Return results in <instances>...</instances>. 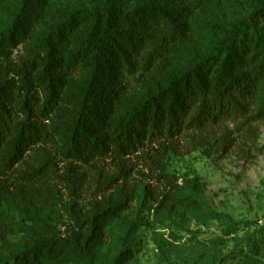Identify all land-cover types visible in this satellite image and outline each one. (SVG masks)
Masks as SVG:
<instances>
[{
	"label": "rangeland",
	"instance_id": "374dc122",
	"mask_svg": "<svg viewBox=\"0 0 264 264\" xmlns=\"http://www.w3.org/2000/svg\"><path fill=\"white\" fill-rule=\"evenodd\" d=\"M18 1L0 0V28L10 22ZM263 4L33 0L23 33L0 48V85L16 89L24 78L43 98L33 75L43 66L49 72L60 68L51 73L59 85L45 119L53 138L41 144L36 158L49 176L28 185L13 174L11 184L0 187V264L28 245V233L45 232L70 239L85 232L84 250L92 256L84 264H112L119 254L121 264H236L249 240H260L264 230V113L259 112L264 77L253 70L250 55L236 70L246 88L237 93L232 114L205 127L188 126L192 109L180 132L147 138L142 149L123 158L124 165L109 153L88 161L61 155L71 121L62 112L82 100L93 54L101 60L96 110L112 121L163 91L215 45H222L224 54L226 30L248 21V32L264 33L263 18H250ZM105 19L109 28L102 25ZM79 48L88 54L75 58ZM153 158L174 177L176 190L156 178ZM112 207L117 212L101 220L103 210ZM93 220L100 222L91 234Z\"/></svg>",
	"mask_w": 264,
	"mask_h": 264
},
{
	"label": "trees",
	"instance_id": "16d2710c",
	"mask_svg": "<svg viewBox=\"0 0 264 264\" xmlns=\"http://www.w3.org/2000/svg\"><path fill=\"white\" fill-rule=\"evenodd\" d=\"M32 1H18L12 19L0 28V48L12 46L23 33L29 23L28 11ZM253 17L264 20V4L254 8L250 15V18ZM247 23L248 21H243L233 30H224L223 44L227 46L224 54L222 45H215L205 56L193 61L183 74L173 78L163 91L134 103L112 121L104 119L96 110L94 93L98 89L96 80L101 60L99 54H93L89 60L90 75L82 100L74 103L72 111L66 109L62 112L68 113L71 121L66 122L68 133L64 146L60 149L61 155L88 161L97 155L109 153L120 161L128 158L138 148L142 149L147 138L180 132L184 118L192 109L195 117L187 119L188 126L205 127L208 122H215L232 114L238 106L237 93L246 88L240 79L244 77L239 76L236 71L241 58L250 55V60H254L253 70L264 77V33L248 32L245 27ZM102 25L109 28V20L105 19ZM114 31L117 32L115 29ZM58 34L56 32L54 36L58 37ZM73 54L75 58L83 57L88 54V50L79 48ZM47 67L43 66L33 75L36 84L42 86L43 98L34 94L31 83L24 78L16 89L12 85H0V187L9 186L13 174L28 185L39 183L49 176L48 171H43L42 165L37 167L36 158L42 154L41 144L49 140L51 135L53 138L45 119L49 118L50 107L56 104L54 90L59 85L58 80L52 83L54 76L51 78V73H58L60 68L49 72L51 68L47 71ZM209 70H212L211 74L215 72L212 79L207 74ZM16 71V74L21 75L20 70ZM2 86L5 89L1 90ZM194 88L198 89V94ZM259 112L264 113V100ZM120 162L125 164L124 159ZM150 163L154 168L149 163L148 165L156 178L166 187L169 186L170 191L176 190L174 177L166 173L161 161L153 158ZM115 212L116 207L103 210L101 220H106L109 213ZM98 222L93 220L91 223V234L98 231ZM84 234L85 232L78 233L77 237L70 239L51 232L28 233V245L10 255L6 264L89 263L92 255L84 250ZM260 235V240H249L248 250L236 264H264V230ZM121 263L122 256L119 254L112 264Z\"/></svg>",
	"mask_w": 264,
	"mask_h": 264
}]
</instances>
